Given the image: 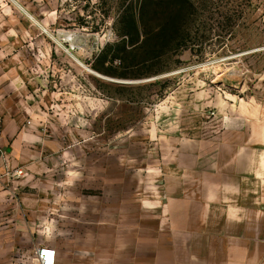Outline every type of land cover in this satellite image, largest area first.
Returning <instances> with one entry per match:
<instances>
[{"label": "rangeland", "instance_id": "rangeland-1", "mask_svg": "<svg viewBox=\"0 0 264 264\" xmlns=\"http://www.w3.org/2000/svg\"><path fill=\"white\" fill-rule=\"evenodd\" d=\"M172 1L0 0L7 220L25 232L38 199L41 243L93 257L71 264L181 206L243 212L228 264H264V0H182L158 40ZM16 247L10 264H37Z\"/></svg>", "mask_w": 264, "mask_h": 264}, {"label": "crops", "instance_id": "crops-1", "mask_svg": "<svg viewBox=\"0 0 264 264\" xmlns=\"http://www.w3.org/2000/svg\"><path fill=\"white\" fill-rule=\"evenodd\" d=\"M0 146L6 154V161L0 159L1 185V182L10 176L6 171L8 170L10 151L14 147H7L4 144L3 135ZM258 179L263 180L264 177L256 180ZM241 191H243L242 188ZM5 193L6 191L0 188V254L4 255V260H0L1 262L10 264L9 262L15 259L17 239L18 251L21 250L27 257H31V261L36 262L35 252L45 244L55 248V264H71L73 261L81 262L93 259L92 255L82 252L72 254L71 249L70 252L63 251L62 253L57 243H41L38 199L35 204H32L31 220L28 227L25 228L26 231L21 234L16 232V222L8 221L6 214L10 209H16V201L10 197L9 202L6 203ZM239 205L240 209H244L243 203H239ZM188 209L189 206H181L175 210L169 209L164 215H161L160 219L155 221L156 233L161 232L159 236L151 233L149 220H144L143 224L146 227L140 233L134 229L128 233L126 238L103 239L102 252L97 255V260H101V262L96 264H228L230 258L229 256L226 258V253L230 254L233 236L235 241L240 244L249 243L248 238L251 234L248 232L247 219L242 218L243 212L237 216L238 220L232 216L231 211L235 210L232 207L228 211L207 206L196 213L192 209L189 212ZM263 220L264 208L261 206L256 210V222L261 221L262 223ZM161 225L163 226L161 227ZM216 230H218V234ZM233 230L236 233H233ZM254 233L256 240L252 243L258 244V232ZM262 234H260L261 238ZM69 240L71 244L72 238ZM218 254L221 257L217 260Z\"/></svg>", "mask_w": 264, "mask_h": 264}, {"label": "trees", "instance_id": "trees-1", "mask_svg": "<svg viewBox=\"0 0 264 264\" xmlns=\"http://www.w3.org/2000/svg\"><path fill=\"white\" fill-rule=\"evenodd\" d=\"M182 0H173L172 2H167L168 5H169V8H168V23L163 25L161 28H160V31L157 35L158 37V40L160 38H165L166 36V33L168 35V33L170 34L169 35V38L172 39L173 38V33L177 32V29H179V20H180V12H179V7H178V2L182 3L181 2ZM151 2H155V3H158L161 4L162 0H142V14L144 16V14H146V11L144 12V9L146 8L147 4L148 3H151ZM165 5V9H166V3H164ZM163 5V6H164ZM177 5V6H176ZM161 6V8L163 7ZM129 19L127 20V27H128V30L125 34L127 35H131V34H134L136 35V41H134L133 39L131 40V45H133L134 47L133 48H142L144 47V45L147 43V34H145L146 36L142 38V40L139 41V37L141 36L140 32H141V26H143L144 28V19L141 18H137L135 17V15L130 14L129 15ZM167 25V27H166ZM134 30V32L132 33L131 31ZM133 35V36H134ZM132 36V35H131ZM120 44H123L124 47H125V42H122ZM101 71L105 72V70H102Z\"/></svg>", "mask_w": 264, "mask_h": 264}, {"label": "built area", "instance_id": "built-area-1", "mask_svg": "<svg viewBox=\"0 0 264 264\" xmlns=\"http://www.w3.org/2000/svg\"><path fill=\"white\" fill-rule=\"evenodd\" d=\"M2 135H3V123H2V116L0 113V140L2 138ZM0 159L6 161V154L1 146H0ZM13 174L19 175L22 174V171L15 170ZM55 258H56V250L50 245H46V244L42 245L35 252V259L37 264H55Z\"/></svg>", "mask_w": 264, "mask_h": 264}]
</instances>
